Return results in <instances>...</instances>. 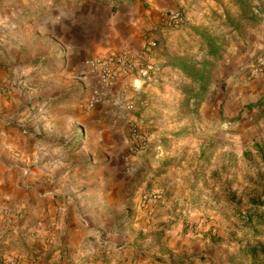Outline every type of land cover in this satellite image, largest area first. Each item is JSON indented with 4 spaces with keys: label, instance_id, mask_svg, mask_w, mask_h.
I'll use <instances>...</instances> for the list:
<instances>
[{
    "label": "crops",
    "instance_id": "0c3cea01",
    "mask_svg": "<svg viewBox=\"0 0 264 264\" xmlns=\"http://www.w3.org/2000/svg\"><path fill=\"white\" fill-rule=\"evenodd\" d=\"M35 1L32 17L22 8L26 0H0V264H135L136 236L151 232V220L183 224L195 216L188 202L172 195V174L157 171L158 162L179 148L168 143L174 137H164L166 145L151 143L148 153L136 154L124 136V106L110 101L81 113L93 130L80 128L82 138L71 136L79 126L76 103L85 102L91 83L97 84L86 65L129 44L119 40L117 20L109 22L102 9L89 8L77 17L69 6L54 8L57 0ZM261 35L253 48L242 43L227 58L229 117L252 120L258 108L246 115L247 106L264 102V71L252 69L255 56H264ZM152 62L156 70L146 76L137 72L130 93L148 120L169 108L165 74L176 72L165 61ZM114 94L116 104L120 98ZM219 108L207 102L200 111L217 123ZM63 118L67 121L60 124ZM173 120L167 117L164 128H173ZM146 189L149 195H168L167 202L137 207ZM168 233L174 235L170 242L182 239L179 230Z\"/></svg>",
    "mask_w": 264,
    "mask_h": 264
},
{
    "label": "rangeland",
    "instance_id": "374dc122",
    "mask_svg": "<svg viewBox=\"0 0 264 264\" xmlns=\"http://www.w3.org/2000/svg\"><path fill=\"white\" fill-rule=\"evenodd\" d=\"M176 1L57 0L54 1L53 7L69 6L74 9L77 17L83 12L87 15L89 8L102 9L101 14L104 16L107 12L109 22L117 20L119 40L126 41L129 44L126 47L140 50L154 39L157 46L150 50L152 60L156 58L168 64L169 56L172 55L189 56L197 60L203 58L199 50L200 36L193 27L208 28L225 41L227 49L217 62L212 85L203 101L196 95L199 86L193 84L178 69L174 73L171 71L165 74V78L170 82L172 95L167 98L164 105L169 108L173 105L176 107L161 108L160 113L158 112L160 115L155 119L148 120L145 118L147 115H140L139 111L142 114L144 111L137 109L138 102L130 97L133 86L128 91L127 98L135 104V109L133 112L125 110L122 112L124 136L128 139L130 120L134 118L133 121L139 125L140 134L149 137L147 147L140 153H148L147 148L152 144L155 147L166 145L162 140L164 137H174L167 139L168 143L179 149H176V155L173 157L166 159L164 157V161L160 160L157 171L172 174L171 181H176L171 190L172 195L188 202V209L195 213V216L188 218L183 224L174 220L159 222L151 220L152 229L146 234L148 236L144 232L136 236L139 248L135 253V264H252L249 257L242 256V250L248 245L264 247V226L261 225L264 222V151H260L258 147L261 146L264 150V109H261L264 102H253L247 106L244 112L246 115H249L252 109L258 108L252 120L243 121L244 115L227 116L226 93L229 88L227 73L230 70L226 62L229 55L234 56L232 51L240 44L245 43L246 47L251 48L257 44L258 37L264 34V20L248 19L244 16V7L236 0H222L221 4L205 0H189L184 3L180 0L176 4ZM246 1L264 12V0ZM182 4L188 7L189 23L179 27L166 26L164 17L167 12ZM22 8L26 15L36 17L35 9L38 6L35 0H26ZM200 10L206 12L201 14ZM92 13L95 20V12ZM127 16L128 23L125 22ZM131 16H135L134 21L131 20ZM229 18L238 26L236 31L228 21ZM257 57L258 55L255 56L256 60L255 58L253 60L254 71H257L255 67L257 61L264 58ZM86 67L87 71L91 70L89 64ZM155 70L154 66L152 71ZM80 76L85 77V73ZM238 76L234 78L236 81ZM188 86L191 92L186 91ZM1 87L3 84L0 82ZM87 87L85 86L86 89ZM92 87L93 83L90 85V92ZM115 92L113 99L118 95L120 98L118 89ZM112 96L110 102L114 106L122 107L119 103L114 104ZM110 102L108 104L113 106ZM207 102L220 106L217 123L207 120L200 111L202 104ZM83 104L81 100L76 103L80 113L75 112L76 125H79L71 134L75 138H82L85 134V131L79 130L80 128H85L86 131L93 130V127L85 124L88 120H85L82 114L95 107L86 110ZM11 112L16 114L20 111ZM64 115L61 114L66 117ZM170 115L174 119V127L167 129L164 125ZM66 121L63 118L60 124ZM102 122L104 120H101ZM159 139L161 142L158 143ZM148 191L150 190L144 191L142 198L152 193ZM162 193L149 195V201L164 202L169 196ZM136 203L137 207H143V202ZM177 230L178 237L182 239L170 242L169 239L171 237L173 239L174 235L167 236L168 232ZM191 249L195 251L190 252Z\"/></svg>",
    "mask_w": 264,
    "mask_h": 264
},
{
    "label": "built area",
    "instance_id": "2783aa9c",
    "mask_svg": "<svg viewBox=\"0 0 264 264\" xmlns=\"http://www.w3.org/2000/svg\"><path fill=\"white\" fill-rule=\"evenodd\" d=\"M189 13L186 4L180 5L174 10H170L164 17V22L168 27H179L189 23ZM157 46L154 39L149 41L148 46L143 49L123 47L99 56L89 62V67L96 73L97 84L92 87L90 96L83 102L86 110L92 109L99 104L110 101L111 96L116 89L121 94L119 104L124 106V110L133 112L135 104L127 98L129 89L132 87V81L137 72L146 76L154 69L155 64L150 56L151 48ZM258 71H264V58L259 59L255 65ZM117 103V104H118ZM134 118L130 120V133L128 141L135 153H140L149 143L148 135L140 134L139 125ZM151 198V196H150ZM143 206L148 205L149 195L143 198ZM9 264H17L15 260L9 261Z\"/></svg>",
    "mask_w": 264,
    "mask_h": 264
},
{
    "label": "trees",
    "instance_id": "16d2710c",
    "mask_svg": "<svg viewBox=\"0 0 264 264\" xmlns=\"http://www.w3.org/2000/svg\"><path fill=\"white\" fill-rule=\"evenodd\" d=\"M236 2L244 7L243 13L248 19L255 21L264 20V12H261L255 6L251 5L246 0H236ZM228 21L236 31L238 26L229 18ZM193 30L200 36L199 50L203 55L201 60H197L189 56L172 55L169 56V62L172 67L178 69L182 74L193 84L199 86L196 95L201 101L205 99L212 85L213 73L217 68V62L223 56L227 49L225 41L213 34L208 28L193 27ZM187 92L190 91V86L186 87ZM260 151H264L261 146H258ZM264 226V222L261 223ZM243 257H249L252 264H264V247L248 245L242 250Z\"/></svg>",
    "mask_w": 264,
    "mask_h": 264
}]
</instances>
